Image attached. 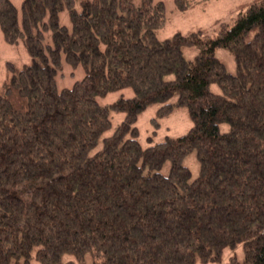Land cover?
<instances>
[{"label":"trees","instance_id":"obj_1","mask_svg":"<svg viewBox=\"0 0 264 264\" xmlns=\"http://www.w3.org/2000/svg\"><path fill=\"white\" fill-rule=\"evenodd\" d=\"M234 11L160 37L163 0H0L5 42L29 55L0 77V264H196L235 248L224 264H264V0ZM62 61L83 69L70 86ZM154 103L191 125L143 146L135 122Z\"/></svg>","mask_w":264,"mask_h":264},{"label":"rangeland","instance_id":"obj_2","mask_svg":"<svg viewBox=\"0 0 264 264\" xmlns=\"http://www.w3.org/2000/svg\"><path fill=\"white\" fill-rule=\"evenodd\" d=\"M12 1L16 7L19 8L21 0ZM163 1L166 6V23L159 31L160 37L168 36L176 30L186 32L197 27H205L208 31H210L211 26L215 21H217V19L225 18L228 21H231L235 14L234 10L248 0H202L203 2L200 1L198 4L183 10L175 8L172 0ZM59 21L67 26L70 25L65 10H61L59 12ZM44 34L46 40L48 41L50 35L49 30L44 32ZM217 55L227 64V68H233L231 53L227 49L219 48L217 50ZM187 56L191 57L192 54L187 52ZM28 59V52L22 42L20 41L15 44L5 42L0 30V77L5 60H13L19 64L27 61ZM82 75L83 69L81 66L71 68L62 61L61 66L58 68L56 73L57 84L59 87L70 86ZM114 96L115 95L112 97ZM112 97L108 95L106 98L110 99ZM159 104L160 103H154L147 106L138 115L135 122L138 128V139L143 146L159 141L166 136L180 135L191 125V119L184 106L175 107L169 115L158 116L156 108ZM117 116L118 117H113L110 129H112L116 122L120 120L121 114H118ZM108 131L110 130L108 129ZM183 163L189 168L191 178L198 174L199 164L194 151H190L184 156ZM164 165H167V162ZM166 170L165 166L161 168V171L163 172H166ZM237 249L238 248H235L234 250H224L219 261L210 263L197 262L196 264H224L227 262L228 254L236 252ZM32 264H34V261ZM58 264H91V260L87 255L83 260H79L71 255H63L60 263Z\"/></svg>","mask_w":264,"mask_h":264}]
</instances>
